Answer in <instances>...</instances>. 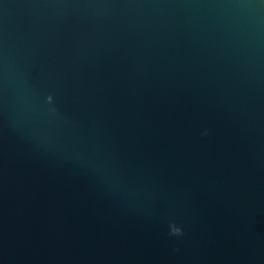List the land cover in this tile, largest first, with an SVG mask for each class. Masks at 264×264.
<instances>
[{
    "label": "water",
    "instance_id": "water-1",
    "mask_svg": "<svg viewBox=\"0 0 264 264\" xmlns=\"http://www.w3.org/2000/svg\"><path fill=\"white\" fill-rule=\"evenodd\" d=\"M0 264H264V0H0Z\"/></svg>",
    "mask_w": 264,
    "mask_h": 264
},
{
    "label": "clouds",
    "instance_id": "clouds-1",
    "mask_svg": "<svg viewBox=\"0 0 264 264\" xmlns=\"http://www.w3.org/2000/svg\"><path fill=\"white\" fill-rule=\"evenodd\" d=\"M48 99H51V95L49 94ZM202 134H206V130L204 133ZM170 235L172 236H182L183 235V228L181 226H172L170 232Z\"/></svg>",
    "mask_w": 264,
    "mask_h": 264
}]
</instances>
